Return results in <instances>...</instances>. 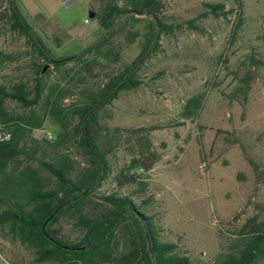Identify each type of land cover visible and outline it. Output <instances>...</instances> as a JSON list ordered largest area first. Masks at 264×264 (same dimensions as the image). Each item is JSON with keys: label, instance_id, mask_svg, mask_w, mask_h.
Instances as JSON below:
<instances>
[{"label": "rangeland", "instance_id": "374dc122", "mask_svg": "<svg viewBox=\"0 0 264 264\" xmlns=\"http://www.w3.org/2000/svg\"><path fill=\"white\" fill-rule=\"evenodd\" d=\"M13 1L54 57L76 55L102 34L90 17L91 10L99 12L95 0ZM204 3H222L233 12L226 20L197 21L199 33L183 23L202 12ZM7 6L8 0H0V83H31L32 64L42 59L31 40L3 18ZM162 12L175 28L161 35L157 50L139 64L142 84L119 93L99 113L104 133L119 131L111 137L117 148L109 159L110 174L97 193L136 192V202L146 201L144 207L155 215L162 241L175 243L192 264H211L231 250L250 220L264 224V0H241L240 10L234 0H162ZM135 24L117 39L124 48L118 62L110 63L114 71L139 53V40L129 43L126 38L127 31L144 25ZM73 67L79 70L73 61L66 65ZM45 71L52 85L64 68ZM70 102L65 100L63 108ZM40 105L33 116L38 115L41 126L30 137L51 149L61 126ZM6 109L22 114L14 103ZM66 115L62 119L71 130L77 119ZM153 126L158 128L147 134L127 132ZM140 142L154 159L148 171L137 166ZM66 148L77 155L70 144L60 150ZM128 176L135 179L131 185L124 182ZM17 183L5 181L2 198L24 199L22 187L29 183ZM86 210L98 214L100 207L91 203ZM65 224V233L73 238L74 220L66 218ZM35 257L27 244L0 234V264H37Z\"/></svg>", "mask_w": 264, "mask_h": 264}, {"label": "trees", "instance_id": "16d2710c", "mask_svg": "<svg viewBox=\"0 0 264 264\" xmlns=\"http://www.w3.org/2000/svg\"><path fill=\"white\" fill-rule=\"evenodd\" d=\"M234 2L240 10L241 0ZM95 3L99 12L91 10L90 14H94L102 30L99 39L76 55L54 57L31 30L14 1L8 0L3 18L13 31L31 40L45 63L38 60L32 64L31 83L20 81L9 86L0 83V234L33 248L37 264H192L188 256L177 252L175 243L162 241L155 215L144 207L146 201L136 202V192L97 193L110 174L109 159L117 148L111 137L119 131L104 133L99 113L119 93L135 90L142 84L139 64L157 50L160 36L171 34L175 26L165 20L162 0H95ZM203 8L183 24L201 33L197 21L208 17L226 20L233 12L222 3H204ZM136 22L144 25L127 31L126 38L129 43L139 40V53L130 64L114 71L110 63L118 62L124 48L117 39ZM88 55L92 57L84 59ZM70 61L79 70L66 69ZM49 67L64 68L52 85L46 80L49 74L45 70ZM67 99L71 102L64 109ZM41 102L61 126L51 149L43 148L39 140L30 137L32 129L41 126L38 115L33 116ZM8 103L16 104L22 114H10L6 109ZM66 114L77 119L71 130L63 121ZM156 128L141 127L127 132L147 134ZM65 144L75 147L77 155L73 156L68 147L67 152L61 151ZM136 162L145 171L154 164L152 153L142 142ZM123 179L125 184L135 182L133 176ZM17 180L29 183L22 187L25 198H2L4 182L18 186ZM91 203L100 207L98 214L86 210ZM66 218L74 220L73 238L64 231ZM263 263L264 224L252 219L239 232L231 250L211 264Z\"/></svg>", "mask_w": 264, "mask_h": 264}, {"label": "water", "instance_id": "95a60500", "mask_svg": "<svg viewBox=\"0 0 264 264\" xmlns=\"http://www.w3.org/2000/svg\"><path fill=\"white\" fill-rule=\"evenodd\" d=\"M90 17H91V18H94V14H90Z\"/></svg>", "mask_w": 264, "mask_h": 264}, {"label": "built area", "instance_id": "2783aa9c", "mask_svg": "<svg viewBox=\"0 0 264 264\" xmlns=\"http://www.w3.org/2000/svg\"><path fill=\"white\" fill-rule=\"evenodd\" d=\"M87 22V21H86Z\"/></svg>", "mask_w": 264, "mask_h": 264}]
</instances>
